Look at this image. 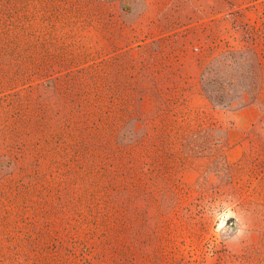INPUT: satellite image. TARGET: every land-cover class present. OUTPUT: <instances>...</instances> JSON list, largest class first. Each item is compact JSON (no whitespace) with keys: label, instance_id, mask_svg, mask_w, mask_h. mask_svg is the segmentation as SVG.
<instances>
[{"label":"rangeland","instance_id":"374dc122","mask_svg":"<svg viewBox=\"0 0 264 264\" xmlns=\"http://www.w3.org/2000/svg\"><path fill=\"white\" fill-rule=\"evenodd\" d=\"M105 1L0 0V264H264V0Z\"/></svg>","mask_w":264,"mask_h":264},{"label":"crops","instance_id":"0c3cea01","mask_svg":"<svg viewBox=\"0 0 264 264\" xmlns=\"http://www.w3.org/2000/svg\"><path fill=\"white\" fill-rule=\"evenodd\" d=\"M109 1V2H108ZM200 0H107L99 3L98 39L100 45H110L107 52L123 44H131L134 49L141 37L164 35L167 30L161 22L165 19V10L180 13L183 6L190 13L192 21L200 17ZM209 4V6H207ZM212 0H206L210 7ZM207 9V8H206ZM169 15V13L167 12ZM192 23V22H191ZM167 29H169L167 27ZM169 32V31H168ZM100 48V47H99ZM99 50V49H98Z\"/></svg>","mask_w":264,"mask_h":264}]
</instances>
